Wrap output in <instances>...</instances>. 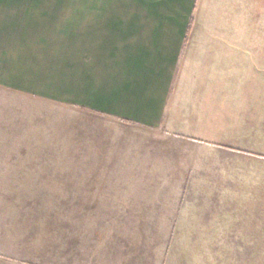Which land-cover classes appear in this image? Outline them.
<instances>
[{"label":"crops","instance_id":"0c3cea01","mask_svg":"<svg viewBox=\"0 0 264 264\" xmlns=\"http://www.w3.org/2000/svg\"><path fill=\"white\" fill-rule=\"evenodd\" d=\"M217 3L0 0V26L34 27L21 42L5 41L6 30L0 35V252L9 202L26 201L25 171L41 167L44 122L58 124L45 136L49 143L79 159L49 168L76 171L67 175L80 180V200L95 194L97 217L112 230V241L96 243V264H264V228L225 207L234 200L233 152L222 144L243 137L247 116L260 113L249 105L260 74L227 81L236 55L202 53L199 29L211 15L214 23L255 27L260 43V0ZM36 27L60 29H47L43 41ZM185 53L196 55L189 61ZM203 65L214 81H187L191 66ZM202 138L208 143H191Z\"/></svg>","mask_w":264,"mask_h":264},{"label":"rangeland","instance_id":"374dc122","mask_svg":"<svg viewBox=\"0 0 264 264\" xmlns=\"http://www.w3.org/2000/svg\"><path fill=\"white\" fill-rule=\"evenodd\" d=\"M213 1L218 2V6L225 2V0ZM203 23L204 26L199 29L207 47L202 53H223L224 55L233 53L236 55L234 68L231 72L224 74L227 81H253L257 80L260 74L259 95L251 96L250 98L256 99L249 102V105L258 104L260 113L254 118L247 116L249 123L244 136L223 139L222 141L227 143L222 144L227 148L225 146L222 148L233 152L229 160L231 164L227 177L232 182L234 200L226 202L225 207L247 212L249 221L252 222L250 224L260 225L261 228H264V0H260V43L255 40L258 36L255 27H248L243 23H241L242 25L231 22L224 24L221 21L214 23L211 15H207ZM32 28L34 29V27L25 26H0V35L3 29L6 30L3 32L5 41L21 42L25 39L24 35L32 31ZM36 28H40L42 39L44 35L50 33H47V29H54V31L60 29V27L58 29L56 27ZM41 28L46 29V31H42ZM247 39L249 42L246 41ZM43 41L47 40L43 39ZM43 41H41L42 47ZM224 42L232 43L233 49L226 47ZM52 44L54 41L51 42ZM258 48H260V53H258ZM189 55L194 56L196 54L185 53V60H192ZM191 67L194 69H189L185 75L187 81H192L194 84L200 83L202 86L214 81L213 75L208 71V65H203L202 69ZM220 76L217 73L215 81H222ZM202 92V90H195L193 93L201 94ZM44 113L43 111L40 113L43 119L48 117H44ZM43 124L44 122L41 124L43 136L40 140L41 167L39 169H26L25 171L24 197L26 201L9 202L7 249L0 252V255L3 254L0 257V264H88V260H90V264H96V243L112 241V232H109L112 230L110 227L105 228L106 225H101L103 219L97 217L98 203L91 200L94 199L93 196L96 197L95 194L83 196L85 199L89 197L87 201L80 200V180L72 179L67 175L76 171L49 168L51 167L49 164L79 159L75 157L70 159L71 156L66 155L68 153H65L63 147L56 148L58 146H54L56 140L60 142L61 138L59 137L61 134H65V130L55 132L53 139L55 144H50L49 139H46L45 136L48 135V131L57 128L58 124L48 125V129ZM189 140L185 138V143L182 144L187 147ZM191 140H193L191 141L192 144L194 140L203 145L208 143V139L203 138ZM37 141L31 139L27 142L31 146H37L39 145V141ZM178 152L180 156H185L184 150L181 149ZM202 155L205 156L206 153L202 152ZM204 156H201L202 159ZM30 157L33 156L30 155ZM28 162L32 163V159ZM77 172L79 173V171ZM28 176L35 179H28ZM70 189H75L76 194L69 195ZM101 204L103 207L106 206V202ZM107 204L110 205V203ZM103 226L104 229H102ZM98 232L101 235L97 236ZM129 235L134 236V234ZM260 237L264 238V234ZM137 240L139 239L137 238ZM4 247L5 243L3 242Z\"/></svg>","mask_w":264,"mask_h":264}]
</instances>
